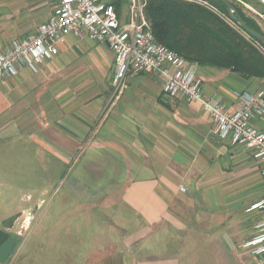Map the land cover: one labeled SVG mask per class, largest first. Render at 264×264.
Wrapping results in <instances>:
<instances>
[{
  "label": "crops",
  "instance_id": "1",
  "mask_svg": "<svg viewBox=\"0 0 264 264\" xmlns=\"http://www.w3.org/2000/svg\"><path fill=\"white\" fill-rule=\"evenodd\" d=\"M56 4L0 0V53L46 23ZM119 4L122 24L129 4ZM193 64L203 96L229 112L238 96L264 92V78ZM114 71L108 46L70 35L37 73L0 79V143L28 136L40 162L51 157L41 172L54 176L55 160L63 162L71 182L76 173L75 185L103 206L89 215L85 201L84 224L97 227L85 234L72 229L65 199L53 210L49 174L13 200L0 197V229L18 239L6 264H185L198 245L216 241L230 261L253 264L241 246L260 221L251 209L264 198L258 163L242 145L215 137L201 105L163 95L155 75L129 73L118 94ZM252 125L264 131V117ZM8 152L0 149V188Z\"/></svg>",
  "mask_w": 264,
  "mask_h": 264
},
{
  "label": "built area",
  "instance_id": "2",
  "mask_svg": "<svg viewBox=\"0 0 264 264\" xmlns=\"http://www.w3.org/2000/svg\"><path fill=\"white\" fill-rule=\"evenodd\" d=\"M235 1L249 12L258 26L264 27V11L241 0ZM256 1L264 7V0ZM143 8L142 4L136 6V0H130L128 19L121 24L112 3L57 0L55 13L46 23L29 36L12 39L0 53V79L13 77L23 70L37 73L43 61L58 54V44L67 36L104 44L114 57L115 93H121L124 80L131 72L155 75L166 97H180L201 105L214 124L215 137L231 145H242L258 163L264 180V131L252 125L255 118L264 117V92L238 96V107L233 112L205 98L196 77V66L155 41ZM253 208L259 211L260 221L254 227L255 234L241 249L252 258L253 264H264V198ZM28 220L25 218L23 224L27 226Z\"/></svg>",
  "mask_w": 264,
  "mask_h": 264
},
{
  "label": "rangeland",
  "instance_id": "3",
  "mask_svg": "<svg viewBox=\"0 0 264 264\" xmlns=\"http://www.w3.org/2000/svg\"><path fill=\"white\" fill-rule=\"evenodd\" d=\"M113 1H119L121 5L129 4L130 0H113ZM112 1V2H113ZM178 2H183L186 4H193V5H199L200 7L214 13L219 17L229 28H231L233 31H235L238 35L241 36L243 40H245V44L241 45L243 48V53L246 55L245 60L248 63L258 64V66H251L260 68L259 65H262L264 63V48L261 46V44L257 41L251 40L248 36H246L234 23H232L228 15H225L221 13L218 9L212 7L207 2L203 3L199 0H174ZM233 6L235 5L236 8L241 9V11L246 16H251L248 11H246L240 3H238L235 0H228ZM243 2H250L251 5L259 8L261 11H264V7L260 6L256 0H241ZM109 3V2H108ZM146 4V0H136V6L139 7L140 5ZM132 6V5H131ZM126 8V7H125ZM119 10V9H118ZM121 11V14L125 13ZM144 13V8H143ZM253 19V18H252ZM258 25V24H257ZM261 31L264 33V27H260ZM111 78V83H112ZM124 82H127V77L125 78ZM0 149H8L9 152L7 153L5 157V162L3 163L2 167V174L1 178L4 182V187L0 188V197L1 198H7L9 200H13L14 197L17 198V195L23 194L26 190L31 189L32 185H42L44 180L43 175H47L49 173L41 172V166L42 165H50L51 157L44 156L43 162L38 160V157H36L34 149H40L33 140L29 139L28 136L23 135V140H16L13 138L6 139L5 141L0 143ZM56 171L54 173V176L50 173L52 182H50V195L53 193L54 201L56 202L54 205L53 210L59 211L62 207L60 204L63 199L66 201V206L64 208L69 209L71 211V217H72V229L78 230L79 228L82 229L83 233L91 234L92 229H94L93 225H85L84 221L82 219L83 215L86 211V203L87 202V212L89 215H94L97 212H100L102 209V204H98L97 201L101 200L102 197L99 199L93 200L91 199L92 196L90 193L86 194L81 192L82 188H78L75 185V181L78 179V175L75 173L72 177V182L69 177L68 171H67V165L65 166L63 162L56 161ZM51 166V165H50ZM36 170H39L36 171ZM41 177V179H40ZM90 190V189H89ZM48 191V192H49ZM264 191V188H263ZM95 196V195H94ZM47 200V197L46 199ZM100 202V201H99ZM256 204H254L251 209L254 211H257V209H254L253 207ZM70 206V208H69ZM98 214V213H97ZM23 222V221H22ZM96 223V221H95ZM22 225V224H21ZM97 228V227H95ZM90 238V237H89ZM240 253V252H239ZM226 254L224 253L223 248L219 245V242H215L214 244H210L208 247L206 245H198L197 250L195 249L189 257L186 255L184 256L186 258V261H183V263L188 264L189 261L193 259V263L191 264H245L243 261H239V258L236 257V255H232V261H230V257L224 258ZM243 257L242 255H240ZM118 259L115 255L111 256V254H108V259ZM192 258V259H191ZM242 260V259H241Z\"/></svg>",
  "mask_w": 264,
  "mask_h": 264
},
{
  "label": "trees",
  "instance_id": "4",
  "mask_svg": "<svg viewBox=\"0 0 264 264\" xmlns=\"http://www.w3.org/2000/svg\"><path fill=\"white\" fill-rule=\"evenodd\" d=\"M205 2L227 15L223 5ZM119 3H112L115 10L120 6ZM233 7L249 28L264 35L251 16H246L235 5ZM144 16L155 41L186 61L229 70L246 78H264V63L259 65L260 68H251L258 64L245 60L246 55L241 46L246 43L245 40L217 15L199 5L174 0H146ZM12 221L10 219L6 224L10 225Z\"/></svg>",
  "mask_w": 264,
  "mask_h": 264
},
{
  "label": "water",
  "instance_id": "5",
  "mask_svg": "<svg viewBox=\"0 0 264 264\" xmlns=\"http://www.w3.org/2000/svg\"><path fill=\"white\" fill-rule=\"evenodd\" d=\"M212 3H219L225 7L229 20L234 23L241 31H243L248 37L256 40L264 46V35L249 28L239 14L236 12L233 5L228 0H203ZM18 243L17 237L11 236V234L3 229H0V264H6L14 251Z\"/></svg>",
  "mask_w": 264,
  "mask_h": 264
}]
</instances>
